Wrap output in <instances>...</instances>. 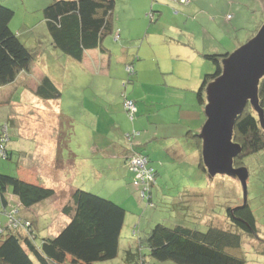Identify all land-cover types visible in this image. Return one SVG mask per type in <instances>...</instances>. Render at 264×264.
<instances>
[{"label":"rangeland","instance_id":"374dc122","mask_svg":"<svg viewBox=\"0 0 264 264\" xmlns=\"http://www.w3.org/2000/svg\"><path fill=\"white\" fill-rule=\"evenodd\" d=\"M52 1L0 0V3L15 11L10 27L30 49L33 58L39 54L45 63L50 64L47 70L54 72L59 86L72 87L67 108L77 118L73 127L69 129L60 121L58 124L52 109L55 125L50 130L59 134L56 143L60 144V150L65 151L58 157L61 178L65 179L66 186L73 184L74 188L92 190L123 203L127 210L117 257L94 264H126V251L139 247L147 264H177L172 260H154L141 241L157 223L170 227L184 224L203 231L210 225L237 229L227 209L245 204L242 184L235 175L216 174L209 177L201 168L199 139L194 136L201 135L208 104L200 103L197 91L204 75L214 72L216 66L211 60L202 58V75L193 79L187 77V83H184L185 73L178 69L180 60L176 57L179 54L178 46L172 39H208V48L220 45L215 39H222L227 46L222 53H232L248 42L264 22V2L192 0L196 4L185 11L181 7L186 5L178 0H116L113 30L104 36L102 44L109 50L108 56L105 61L101 56L99 62L88 57L80 62L52 44L44 18V9ZM240 1L243 4L240 5ZM250 4L258 10L254 13L253 21H250L253 13ZM196 13L198 19H192ZM234 15L236 20L232 21ZM242 17L244 19L238 24L241 26L232 27L231 24ZM205 53L214 52L211 49ZM133 61L136 72L130 74L126 66L134 64ZM37 62L41 63L42 60ZM60 67L63 72L59 74ZM92 91L96 93L91 98L89 94ZM12 93L14 103L35 106L33 100L23 99L24 94H31L23 82H19ZM126 97L136 102L138 109L134 119L125 110ZM206 99H209L208 93ZM9 110V105L0 106V127L8 121V113L4 111ZM31 110L19 108L16 111L25 117ZM93 131L97 135H91ZM105 133L110 139H102ZM121 134L136 135L132 141L128 136L124 139ZM9 135L12 153L7 160L0 157V173L25 177L24 163L29 159L45 157L42 150L39 157L36 151L46 143L37 139L23 143L24 136L15 129H11ZM95 136L99 139L92 141ZM85 137L88 139L84 140ZM118 137L130 146V150L138 149L150 156L151 165L159 171L157 184L153 187L152 200L155 205L149 202L148 194L145 199L141 197L131 175L122 177L123 173L107 167L101 179L97 173L90 171L87 164L92 163L86 159H100L99 154L102 153L99 150L96 155L93 143H111V139ZM16 141L20 144L18 149L11 145ZM72 151L77 154L74 161ZM243 161L249 174L246 200L257 225L254 236L239 230L247 259L245 264H264V149L244 156ZM118 176L122 181L119 182ZM65 198L63 194H56L47 202V207H42L41 216L45 209L48 212L46 216L36 218L39 240L49 235V227L58 226L53 222L64 217L65 214L60 213H63ZM1 209L3 205L0 199V221L5 224L7 219Z\"/></svg>","mask_w":264,"mask_h":264},{"label":"trees","instance_id":"16d2710c","mask_svg":"<svg viewBox=\"0 0 264 264\" xmlns=\"http://www.w3.org/2000/svg\"><path fill=\"white\" fill-rule=\"evenodd\" d=\"M178 1L183 4L192 2ZM115 5L116 0H53L44 9L53 46L80 62L87 50H107L102 45L103 38L113 30ZM14 14L12 8L0 3V87L15 81L20 72L28 71L33 60L30 49L10 27ZM229 55V52L203 54L204 58L215 64L216 69L204 75L197 91L200 103H208L207 87L221 75L224 59ZM128 65H133L135 73L134 64ZM35 93L44 100H55L62 94L49 76L43 78ZM127 100L132 99L125 98V110L134 119L137 111L132 115L125 106ZM259 103L264 113V77L259 83ZM0 128V149L4 146L6 150L5 155L0 151V157L7 160L12 153L9 145L11 129L8 122ZM135 135L126 134L132 141ZM194 136L199 139L198 149L202 153L203 141L199 135ZM233 141L242 146V152L234 159V166L246 170L244 156L264 149V125L251 104L236 119ZM138 151H132L126 158L128 169L141 197L145 199L148 194L149 202L155 205L152 200L153 187L157 184L159 171L151 165L150 156ZM139 155L147 157L149 167L154 170L155 180L146 188L135 184L136 173L131 167L132 158ZM201 168L208 173L203 160ZM56 194L55 188L0 173L1 212L7 219L5 224L0 221V264H94L117 257L127 210L121 203L89 189L74 188L62 209L70 217L69 222L57 234L41 240L37 238V232L25 213ZM227 214L237 229L210 225L203 231L184 224L170 227L157 223L141 241L148 248L150 257L159 262L245 264L247 259L239 230L254 236L257 232L256 217L247 202L241 207H228ZM124 260L126 264H147L140 247L127 250Z\"/></svg>","mask_w":264,"mask_h":264},{"label":"crops","instance_id":"0c3cea01","mask_svg":"<svg viewBox=\"0 0 264 264\" xmlns=\"http://www.w3.org/2000/svg\"><path fill=\"white\" fill-rule=\"evenodd\" d=\"M262 1L264 2V0ZM180 4H183V3L180 2ZM194 4L192 2L188 4H184L186 6L181 7V8L186 11V10H189L190 8H193ZM239 4L241 5L243 4V2L240 1ZM249 7H252L253 9V13L250 15V19H251L250 21H253L254 13L258 10L255 9L253 6H251V4L249 5ZM263 10H264V7H263ZM196 15L197 13L193 14L192 19H198ZM231 19L232 21L236 20V15H234ZM243 19L244 18L242 17L237 22L235 21L236 22L235 24L234 23L231 24L232 27L239 28L241 25H238V24L239 23L241 24V21ZM215 40L220 45H213L212 48H208V45H207L208 39H172V41H174V44L178 46L176 48L179 54L176 55V57H178V59L180 60L178 69L183 70L185 73L186 78L184 79V83H187L185 82L187 81V77H190L193 79L196 76L200 77L202 75V71L200 70V67L204 65V61H202V58H204L203 54L206 51H211V49L214 53L216 52L222 53L225 51L227 46L224 43H222V39H215ZM142 49L143 47H141V51ZM108 51H109L108 49L105 51L101 49L87 50L84 54L83 61L86 60L87 57L89 58V60H94V62H99L102 58H103L102 61H105V57L108 56ZM87 54H90V55L88 56ZM40 59L42 60V62L41 63L37 62V60H40ZM45 62L46 61L43 58H41L39 54H36V58H33L28 71L20 72L17 78L15 79V81L7 85L1 86L0 87V106L5 105V104L10 106V110L8 112L4 111V113H8L7 122L9 123L12 130L14 129L19 130L21 135L24 136L22 138L25 140L23 141V143L28 142L31 139H37L39 141H42V143H46L45 146L38 148V150L36 151L39 157V155H41V150H42V154H43L42 156H45V157H39L38 159L34 158V159L27 160L24 163V167H26L25 177L22 176V178L34 184H40L45 187L55 188L57 195L58 194L65 195L66 198L64 199V204H66V202L71 197V193L74 187H73V184H70V185L68 184L66 186L65 179L61 178V175H60L62 169L60 168L58 157L64 154L65 151L60 150L61 146L60 144H57L59 134L55 132L51 133V130H50L51 127L55 125L52 109H54L53 112L57 116L56 121H58V124H59V121L64 122L66 125L69 126V129H71L73 127V124L77 122L76 121L77 118L70 112L69 108H67L70 105L69 93H71L72 87L66 86V85L59 86L58 82H56L57 80H55L56 77H55L54 72H49V70H47V66L50 64L45 63ZM132 63H134L135 65V61H133ZM60 71L63 72V70L61 69L59 70V74H60ZM46 76H49L51 80L58 87L61 88V89L59 88L62 92L60 98L55 99V100H50V99L44 100L40 98L39 96H37V94L35 93L37 86ZM19 82H23L26 86V89H28L31 92L30 95L24 94L23 99L33 100L35 103L34 107H32L31 104H27V103L17 104L13 102L12 92L14 91V89L16 88V85ZM95 93L96 92L94 91L90 92L89 97L92 98ZM19 108L22 110H26V111L32 108V110L29 112V115H26L25 117H23L22 115H19L17 113ZM105 121L106 120L104 119V122ZM109 121L111 120L109 119ZM111 128L113 127L111 126ZM90 134L97 135V133L94 131L90 132ZM104 135L105 137L102 139L104 140L110 139V137L106 136V133ZM125 136L126 134L123 136L124 139H125ZM85 139H88V138L85 137L84 140ZM93 139L94 140L92 141H96L99 138L95 136L93 137ZM111 140H113L111 141V143H107L108 141L107 142L105 141L103 143H98V142L93 143V145L95 146L94 152L96 153V155L99 150H101L102 153L99 154L101 156L100 159H93V160L88 159V158L86 159L87 161H90L92 163V164H87L90 166V171H94L95 173H97V177H100L102 179L104 176L103 172L106 173L107 167H111L112 170L114 169L116 170V172L119 171L118 173H123L122 177L124 176L128 178L130 175L132 177V173L130 172L129 169H127L128 165L126 162V158H128V155L132 153V150H130V146L126 145L123 139L119 137L117 139H111ZM11 145L17 148L20 144L18 141H16L15 143ZM29 145H31L30 142H29ZM72 154L74 156V159H73L74 161L76 159L77 154L73 151H72ZM110 158H112L113 160L110 161L109 160ZM36 167H37V170H36ZM20 173H21V170H20ZM107 179L109 180L108 177ZM118 179H119V182L122 181L120 180L122 179L121 176H118ZM57 198L59 197L57 196ZM51 199H48L47 201H44L38 204L37 206L29 208L27 210V214L25 213L27 218L32 222L36 232H38V228L36 227V224H35L36 218L47 215L48 209H45L46 211L42 216L40 215V213L43 211L42 207L44 206L47 207V202L50 201ZM51 204H53V202H51ZM121 204L123 205V203ZM60 214L63 215L64 213L61 212ZM67 217L68 219L64 215V217H62L61 220L57 219L56 222H53V223H56L58 226L54 225L51 228L49 227L48 236L57 234L69 222L70 217L69 216ZM60 222H62V224H60Z\"/></svg>","mask_w":264,"mask_h":264},{"label":"water","instance_id":"95a60500","mask_svg":"<svg viewBox=\"0 0 264 264\" xmlns=\"http://www.w3.org/2000/svg\"><path fill=\"white\" fill-rule=\"evenodd\" d=\"M223 72L207 87L206 122L202 127V160L209 177L237 176L247 202L248 172L234 166L242 146L233 141L236 119L251 104L264 125L259 103V83L264 77V22L244 45L224 59Z\"/></svg>","mask_w":264,"mask_h":264},{"label":"built area","instance_id":"2783aa9c","mask_svg":"<svg viewBox=\"0 0 264 264\" xmlns=\"http://www.w3.org/2000/svg\"><path fill=\"white\" fill-rule=\"evenodd\" d=\"M127 71L130 74H133L134 73L133 65H128ZM125 106L127 109H129L132 115L137 111V106L132 100H127ZM0 151L3 155L6 154V150L4 146H1ZM131 167L132 170L136 173V178H135L136 185H142L145 186L146 188V186H148L151 182L155 180L154 170L152 167H149L147 157L142 155L133 157L131 160Z\"/></svg>","mask_w":264,"mask_h":264}]
</instances>
